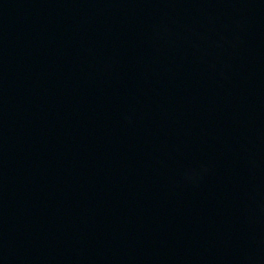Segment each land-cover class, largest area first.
Wrapping results in <instances>:
<instances>
[{"label": "water", "instance_id": "obj_1", "mask_svg": "<svg viewBox=\"0 0 264 264\" xmlns=\"http://www.w3.org/2000/svg\"><path fill=\"white\" fill-rule=\"evenodd\" d=\"M0 264H264V0H0Z\"/></svg>", "mask_w": 264, "mask_h": 264}]
</instances>
